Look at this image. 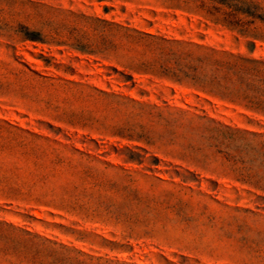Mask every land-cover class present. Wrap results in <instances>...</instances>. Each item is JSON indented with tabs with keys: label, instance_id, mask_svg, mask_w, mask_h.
I'll return each mask as SVG.
<instances>
[{
	"label": "rangeland",
	"instance_id": "374dc122",
	"mask_svg": "<svg viewBox=\"0 0 264 264\" xmlns=\"http://www.w3.org/2000/svg\"><path fill=\"white\" fill-rule=\"evenodd\" d=\"M260 17L0 0V264H264Z\"/></svg>",
	"mask_w": 264,
	"mask_h": 264
},
{
	"label": "trees",
	"instance_id": "16d2710c",
	"mask_svg": "<svg viewBox=\"0 0 264 264\" xmlns=\"http://www.w3.org/2000/svg\"><path fill=\"white\" fill-rule=\"evenodd\" d=\"M224 14H225V16L227 17V16H229L231 13L230 12H224ZM261 18V17H260ZM263 21H264V17L263 18H261ZM251 43V45L253 44L252 42H250Z\"/></svg>",
	"mask_w": 264,
	"mask_h": 264
}]
</instances>
